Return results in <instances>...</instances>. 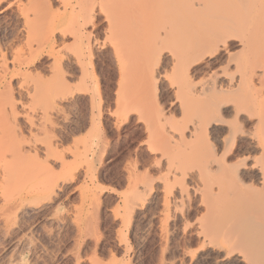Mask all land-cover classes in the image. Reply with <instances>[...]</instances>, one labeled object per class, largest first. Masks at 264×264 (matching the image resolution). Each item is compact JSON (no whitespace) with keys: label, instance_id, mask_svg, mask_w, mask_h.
<instances>
[{"label":"rangeland","instance_id":"374dc122","mask_svg":"<svg viewBox=\"0 0 264 264\" xmlns=\"http://www.w3.org/2000/svg\"><path fill=\"white\" fill-rule=\"evenodd\" d=\"M141 1L67 0L76 9L85 45L91 49L90 55V49L84 47V57L87 62L90 60V72L94 71L92 77L95 76L96 80L92 78V81H97V84L92 82V89L98 90H94V101L92 97L79 96L71 106H64L58 120L60 136L54 135L58 136V145L66 151V156L72 147L77 146L80 150L88 147V160L86 163L80 161V166L77 162L83 177L77 176L70 181L54 204L59 217L63 216V226L50 222L44 215L29 220L28 236L32 234L29 237H33V243L36 246L43 243L47 250L46 254L42 247L36 252L33 248L25 250L24 257L29 264L36 261L40 264H218L225 258L218 254L219 259L214 254L200 256L204 248L193 235L192 227L202 211L193 201L195 186L188 177L184 183L192 197L183 203L172 193L170 209L163 211L162 178L167 173V166L160 154L151 152L148 138V122L156 109H161L170 121H182V104L194 112L195 108L203 107L216 97L225 105L221 114L223 124L206 130L208 144L214 150L227 147L229 151L232 147L230 153L234 158H230L229 165L235 168L242 162L264 167V0H170L173 2L169 22L172 33L170 40L160 45L162 55L152 57L154 88L132 95L135 98L130 100H133L134 107L127 113L123 110L127 96L123 97L125 95L118 91L120 73L115 52L130 41L137 52L134 59L143 58L145 53L142 50L149 44L143 39L145 34L156 31L161 25L157 19L148 17L149 7L139 9ZM51 5L53 11L61 9L63 13L56 0H51ZM10 24L7 30L0 24V48L3 52L9 48L6 45L10 29L16 32L15 21L11 20ZM123 25L125 33L119 36L111 34L112 26ZM72 43L68 39L69 53H74ZM171 57L175 62L170 60ZM51 63L52 59L44 56L37 63V72L56 81L57 78L49 75ZM67 70L72 71L70 67ZM69 71L65 72L68 80L72 77ZM9 74L7 88H2L1 92L7 91L18 103L26 102V97L20 94L19 79ZM182 74H187L192 89L199 91L205 88L206 94L192 93L190 96L180 92L179 77ZM127 77L130 79L132 76L129 74ZM19 119L17 132L24 131V120L20 116ZM172 141L170 144L175 145ZM188 142L191 140L187 139L185 144ZM250 144H257L259 148L252 149ZM178 146L181 151L185 147ZM67 159L72 160L70 157ZM86 164L92 168L89 171L93 173V182L84 178L88 170ZM130 167L141 174L146 190H143L140 208L143 213L123 221V200L130 191L126 179ZM245 177L248 185L250 176L246 173ZM164 216L166 220L162 223ZM79 222L90 223L89 231L79 235L76 229ZM163 224L166 231L162 236ZM186 224L189 226L185 230ZM45 233L53 234L52 240ZM12 249L11 243L0 234V264L12 255ZM227 258L225 264H235L230 256Z\"/></svg>","mask_w":264,"mask_h":264},{"label":"bare ground","instance_id":"6f19581e","mask_svg":"<svg viewBox=\"0 0 264 264\" xmlns=\"http://www.w3.org/2000/svg\"><path fill=\"white\" fill-rule=\"evenodd\" d=\"M56 1L60 8H63V13L61 9L52 10L51 0H0V24H3L6 30L12 25L11 20L15 21L16 25L15 33L11 29L8 30L11 32L6 45L9 48L7 47L5 52L0 48L3 67L0 70V234L13 247L12 255L3 264H29L24 254L25 250L30 251L32 248L36 252L42 247L45 254L47 253L41 241V246H36L33 237H29L32 234L28 236L29 220L44 215L50 222H55L59 227L63 226L61 219L63 216L59 217L60 214L54 204L56 200L59 201L60 194L68 187L70 181L82 176L77 168L80 161L86 163L88 160L86 155L88 147L87 149L84 147L83 150L77 146L72 147L66 156V151L58 145L60 143L59 139L57 140L58 136L56 138L58 131H61L58 120L61 119L64 108L71 106L74 99L79 96L95 98L94 90H98L92 89L94 88L92 78L95 80L96 78L92 77L94 71L90 72L88 63L90 60L87 62L84 57V50L89 46L85 45L76 9L70 6L67 0ZM172 3L170 0L141 1L139 9L149 7L148 17L157 19L161 24L152 33L144 32L143 39L149 44L145 49L143 47L142 51L145 53L143 58L134 59L137 52L131 47L133 44L130 41L115 52L120 73L118 91L125 95L123 97L127 96L123 103L125 106L123 110L127 113L134 107L133 100H130L135 98L132 95L141 90L149 91L154 88L152 57L155 54L162 55L163 49L161 50L160 45L171 36L172 27L169 22L173 13ZM112 27L110 28L112 35L119 36L126 32L124 25ZM68 39L73 41L74 53L67 51ZM44 56L52 59L48 71L51 78H57L56 81L46 79L47 75L37 72V63ZM170 60L175 62L172 57ZM69 67L72 71L67 70ZM68 71L72 76L70 80L65 78V72ZM9 73L19 79L20 94L26 97V102L18 103L7 91L1 92L2 88H7ZM129 74L132 76L130 79L127 77ZM186 75L182 74L179 77L180 92L188 93L190 96L192 93L206 94L205 88L199 91L192 89L191 80ZM95 82L97 84V81ZM20 107L22 111H19ZM224 108V102L216 100V97L210 99L203 107L195 108L194 112L182 104V121H170L161 109L154 110L153 117L148 122V138L151 152L160 154L167 166V173L162 178L163 211L167 212L170 209L169 198L172 193L176 200L183 203L186 198H190V191H187L184 183L188 177L195 186L193 201L202 211L192 227L193 235L200 240L204 248L200 256L218 254L221 258L225 257L220 258L218 264H225L227 256H230L232 263L235 264H264V167L242 162L241 166L235 168L232 164L229 165L230 158L233 157L230 153L232 147L227 151V147L222 149L221 145L218 147L222 151L214 150L206 141V130L221 125ZM19 116L24 120V131L21 132L16 131ZM187 139L191 140V143L185 144ZM172 140L176 143L175 145L172 143L174 146L170 144ZM176 145L185 147L181 151ZM174 147L177 151H174ZM250 148L257 149L259 145L250 144ZM262 155L264 156V146ZM69 157L72 160L68 161ZM77 162L80 163L76 165ZM88 167L89 165L84 178L92 180L93 173ZM246 173L250 176L249 186L246 185ZM126 179L130 193L125 195L124 200L122 199L123 221L126 219L129 221L133 215L143 213L140 208L143 205L142 193L146 190V183L137 170L130 167ZM175 217L178 216L175 214ZM163 220H166L165 216L162 223ZM184 226L186 230L189 225ZM89 227L90 223L76 224L79 235L89 231ZM165 229L163 224L162 236ZM45 236L51 239L53 234ZM34 264L40 263L36 261Z\"/></svg>","mask_w":264,"mask_h":264},{"label":"snow or ice","instance_id":"6c2138e0","mask_svg":"<svg viewBox=\"0 0 264 264\" xmlns=\"http://www.w3.org/2000/svg\"><path fill=\"white\" fill-rule=\"evenodd\" d=\"M163 70V69H162ZM60 165L58 164L57 167H59Z\"/></svg>","mask_w":264,"mask_h":264}]
</instances>
